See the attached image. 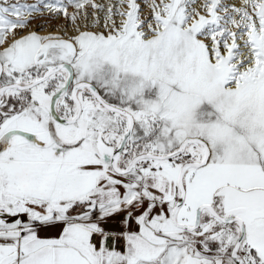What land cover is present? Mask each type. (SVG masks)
I'll list each match as a JSON object with an SVG mask.
<instances>
[{"label":"snow or ice","instance_id":"6c2138e0","mask_svg":"<svg viewBox=\"0 0 264 264\" xmlns=\"http://www.w3.org/2000/svg\"><path fill=\"white\" fill-rule=\"evenodd\" d=\"M0 264H264V0H0Z\"/></svg>","mask_w":264,"mask_h":264}]
</instances>
